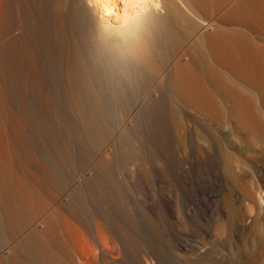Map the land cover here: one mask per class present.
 <instances>
[{
	"label": "bare ground",
	"instance_id": "1",
	"mask_svg": "<svg viewBox=\"0 0 264 264\" xmlns=\"http://www.w3.org/2000/svg\"><path fill=\"white\" fill-rule=\"evenodd\" d=\"M120 3L0 0V264H172L144 189L211 159L264 219V0Z\"/></svg>",
	"mask_w": 264,
	"mask_h": 264
},
{
	"label": "rangeland",
	"instance_id": "2",
	"mask_svg": "<svg viewBox=\"0 0 264 264\" xmlns=\"http://www.w3.org/2000/svg\"><path fill=\"white\" fill-rule=\"evenodd\" d=\"M114 2L117 7L122 8L120 0H114ZM140 162L144 167L147 166V163V167L152 168L151 165L149 166L148 161L142 160ZM204 163L206 165L203 163H201L202 165L191 164L192 166L188 165L189 168L185 165V172L187 173L188 169V173H192L189 176L185 172H183L185 173L182 174L183 176H179L175 171V174L167 172L169 175L162 173L160 176V172H157V170H155L156 174L153 172L154 180L152 175L150 180L152 182L151 184L149 182L146 187L150 192L148 194V191L144 189V194L147 196L146 199L150 200L152 212L156 217L157 222H154L153 229L156 231L155 234L158 233V237L156 234V238H158L156 239L157 245L167 252L172 264H264V257L249 260L251 256L252 258L257 257L258 250L256 249L259 248V237L262 234L257 229L264 230L262 214L254 211L252 215L247 216L248 218H240L235 213L229 214L228 211L231 210V207L242 208L249 200L240 187H229L227 185L228 178L225 172L220 174L214 159L207 160ZM241 173L245 178L244 183L251 186L254 182L252 175H255V173L250 169L242 170ZM157 175L159 176L158 179L156 178ZM172 175H178V178ZM189 177L194 181H190ZM181 181L188 183L183 185ZM177 182L179 186L181 183L183 187L177 186ZM230 188L232 190L230 191V193L232 192L230 194L232 197L230 198L231 204L225 201V196ZM157 218L162 221L157 220ZM173 250L182 257V261L172 254ZM193 259L195 260L193 261Z\"/></svg>",
	"mask_w": 264,
	"mask_h": 264
}]
</instances>
